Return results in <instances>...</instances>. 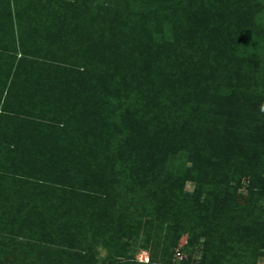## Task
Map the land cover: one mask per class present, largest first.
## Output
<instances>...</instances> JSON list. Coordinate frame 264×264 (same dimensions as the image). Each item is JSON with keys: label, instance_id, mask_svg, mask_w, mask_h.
<instances>
[{"label": "trees", "instance_id": "obj_1", "mask_svg": "<svg viewBox=\"0 0 264 264\" xmlns=\"http://www.w3.org/2000/svg\"><path fill=\"white\" fill-rule=\"evenodd\" d=\"M263 171L264 0H0V264H256Z\"/></svg>", "mask_w": 264, "mask_h": 264}, {"label": "rangeland", "instance_id": "obj_2", "mask_svg": "<svg viewBox=\"0 0 264 264\" xmlns=\"http://www.w3.org/2000/svg\"><path fill=\"white\" fill-rule=\"evenodd\" d=\"M264 174V171H263ZM193 184L192 182H187L186 183V189L187 190H192ZM246 190L245 188V183H242V190L240 192H244ZM202 240L198 239L196 241H192L191 244H186L184 249H178L176 248L175 250V256L172 257V261L174 263H178L182 259L184 260H190V264H197L198 260L200 258L201 254V248H202ZM142 241L141 238L135 242H132V244L129 247V253L133 256L134 259L139 260V261H146L150 259H154L156 261H161V258L159 256L158 250H154L153 252L147 249H144L141 247ZM152 244V243H151ZM179 250V251H178ZM99 259H103L106 255L105 251L103 248L99 247ZM256 264H264V256H260Z\"/></svg>", "mask_w": 264, "mask_h": 264}]
</instances>
